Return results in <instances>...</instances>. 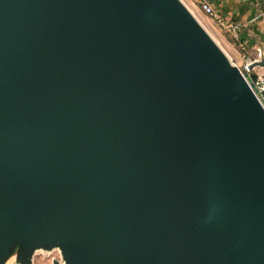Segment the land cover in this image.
Returning <instances> with one entry per match:
<instances>
[{
    "label": "water",
    "instance_id": "water-1",
    "mask_svg": "<svg viewBox=\"0 0 264 264\" xmlns=\"http://www.w3.org/2000/svg\"><path fill=\"white\" fill-rule=\"evenodd\" d=\"M183 0H0V264H264V77Z\"/></svg>",
    "mask_w": 264,
    "mask_h": 264
},
{
    "label": "rangeland",
    "instance_id": "rangeland-1",
    "mask_svg": "<svg viewBox=\"0 0 264 264\" xmlns=\"http://www.w3.org/2000/svg\"><path fill=\"white\" fill-rule=\"evenodd\" d=\"M202 0H183V2L189 7V9L193 12V14L199 19V21L205 26V28L211 33V35L215 38V40L219 43V45L223 48V50L227 53V55L235 62L237 65H240L244 71H246V61H245V52L241 50L232 36H230L225 30L221 29L217 24L216 20L213 16L207 14L203 8L201 7ZM208 2H213V0H207ZM221 8L225 6L222 5V0L219 1ZM219 5V6H220ZM215 8V7H214ZM218 8V7H217ZM217 10V9H216ZM225 17V16H224ZM226 18V17H225ZM231 20V19H228ZM244 41V40H243ZM247 47V51L249 56H251L254 60L264 58V50L261 57L258 56L256 48H250L247 45L246 41H244ZM254 60V61H255ZM261 78L264 77V67H256L255 69ZM54 260L62 261V253L60 249L56 248L51 251L38 250L33 258V264H54ZM7 264H18L16 262L15 257L11 258Z\"/></svg>",
    "mask_w": 264,
    "mask_h": 264
},
{
    "label": "crops",
    "instance_id": "crops-1",
    "mask_svg": "<svg viewBox=\"0 0 264 264\" xmlns=\"http://www.w3.org/2000/svg\"><path fill=\"white\" fill-rule=\"evenodd\" d=\"M219 1L210 4L227 19L241 24L242 38L250 48L261 45L264 50V0H222L224 8Z\"/></svg>",
    "mask_w": 264,
    "mask_h": 264
},
{
    "label": "built area",
    "instance_id": "built-area-1",
    "mask_svg": "<svg viewBox=\"0 0 264 264\" xmlns=\"http://www.w3.org/2000/svg\"><path fill=\"white\" fill-rule=\"evenodd\" d=\"M201 7L203 10L214 17L219 27L223 30H225L232 38L239 42V46L243 49L245 52V61H246V69L248 70V66L256 59L249 56V53L247 51V47L245 42L242 38V26L241 24L234 22L232 20H228L225 18L220 12H218L207 0L201 1ZM258 56L261 57L263 54V47L261 45L257 46L256 48ZM239 67L243 70V68L239 65Z\"/></svg>",
    "mask_w": 264,
    "mask_h": 264
},
{
    "label": "trees",
    "instance_id": "trees-1",
    "mask_svg": "<svg viewBox=\"0 0 264 264\" xmlns=\"http://www.w3.org/2000/svg\"><path fill=\"white\" fill-rule=\"evenodd\" d=\"M235 41V40H234ZM236 42V44L239 46V42H237V41H235ZM240 47V46H239ZM241 50H243L242 48H240Z\"/></svg>",
    "mask_w": 264,
    "mask_h": 264
}]
</instances>
